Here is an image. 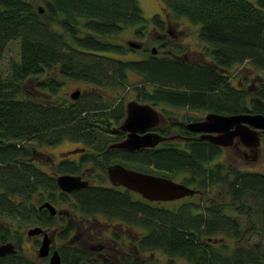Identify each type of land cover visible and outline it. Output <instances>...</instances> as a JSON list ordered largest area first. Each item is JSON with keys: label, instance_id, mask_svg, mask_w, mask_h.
I'll return each mask as SVG.
<instances>
[{"label": "trees", "instance_id": "obj_1", "mask_svg": "<svg viewBox=\"0 0 264 264\" xmlns=\"http://www.w3.org/2000/svg\"><path fill=\"white\" fill-rule=\"evenodd\" d=\"M161 1L165 17L156 13L147 19L139 0H42L40 8L31 0H0V61L8 44L20 41V58L0 74V212L29 224H53L31 202L56 185L33 161L35 149L63 140L109 144L113 125L125 117L121 90L132 89L139 101L166 112L188 107L264 114L263 102H249L250 96L264 99V78L252 93L238 81L231 84L229 73L247 61L264 71V0ZM178 18L199 27L197 36L211 64L186 58L185 47L169 33L170 22ZM125 36L146 41L136 49ZM68 81L85 85L80 98L65 95ZM205 155L204 148L185 154L180 147H163L152 160L141 153L139 170H169L175 178L188 173L193 185L198 178L203 185L206 177H216L221 195L215 204L202 205L201 198L178 205L139 198L136 204L107 187L84 189L77 198L85 212L107 211L123 221L137 216L141 251L160 250L172 261L181 257L190 264H264V238L249 244L243 229L248 220L249 229L259 227L254 234L264 237V173L229 171L220 163L204 166L211 159ZM4 222L0 240L6 242L13 233ZM70 232L66 226L61 238ZM74 250V256L64 253L70 262L87 256L80 247ZM45 260L28 258L18 248L0 257V264Z\"/></svg>", "mask_w": 264, "mask_h": 264}, {"label": "flooded vegetation", "instance_id": "obj_2", "mask_svg": "<svg viewBox=\"0 0 264 264\" xmlns=\"http://www.w3.org/2000/svg\"><path fill=\"white\" fill-rule=\"evenodd\" d=\"M169 33L173 36L175 35V32L171 29H169ZM174 38L177 39L178 37L174 36ZM202 59H206V61L201 62L211 64L210 58L206 56L205 51L204 55H202ZM229 73H231V70ZM241 81H238L240 82V86H246V84L250 82V85L246 87L252 93L257 92L260 89V82H253L250 75L243 78V82ZM75 92H79V94L74 98L72 97V94ZM82 94L83 91L77 89L70 94L69 98L76 100L80 98ZM252 100L264 103V99H260L256 96H250L249 102ZM137 101L143 103L139 100ZM127 103L125 104V117L127 115ZM170 109L187 110L189 113L175 112ZM167 110L168 111L166 112L162 110V108H157L159 113V122L157 125L146 130L148 133H158L168 138V140H164L154 147H144L135 150H130L126 147H111L114 144L122 142L127 137L128 130L122 128L125 120L124 117L120 122L113 125V129L111 131L114 132L108 134L110 135L109 140L111 142L104 147H97L94 145L84 144L83 142L72 141L79 144L53 152H50V150L39 151V148L45 147V149H48L56 146L57 144L35 149L33 161L40 169H42L43 172L46 173V175L50 176V178L56 179V185L54 184L53 186L44 189L42 194L36 197V201H34V205L37 207V210L42 214V216H45L46 219L51 218L52 221H54L53 224H35L33 227H40L43 231L40 234L33 236H29L27 234L28 237L37 238V241L39 242L37 245L38 249L46 233H48L51 237L49 255L42 258L37 255L38 259H46L44 264H50V256L55 251H58V254L60 255L61 264H73V262L74 264H139L141 258L145 261V264H147L145 258L141 257V252L144 253V251H141L139 246L141 227L137 216H133L131 219L127 218V221H123L120 218H110L107 211H83L81 207L82 202L77 198V195L84 189L107 187L114 191L118 190L122 194L125 193L128 196H131L136 204L139 198H143L152 204L159 203L164 205L172 203L178 205L180 202H188V200H190L189 198H196L198 200L201 198L199 201L202 205L206 204L205 202L215 204L216 200L221 195L220 186L218 187L219 183L215 182L216 177H206V181H203V185L200 183V179L198 178L199 185L198 182L193 185L189 184L187 181L188 173H183L182 176L175 178L172 177L171 173L169 174V170H163L162 172L159 171L158 174L151 171H143L169 177L176 182L186 184L198 191L193 195L185 196L173 201H150L134 190L120 184H114L108 174V167L113 164H122L127 169L141 171L139 170L142 162L140 156L141 153L147 152L149 158L152 160L163 147L164 150H170V147H180L185 154L195 152L197 148H204L206 158L211 157L210 160L205 161L204 166H209L210 164L218 165L220 163L229 171L236 168L235 163L238 161V158H240V161L245 165L260 161V149L261 147H264V130L254 128L259 135L260 144L257 148H253L252 146L244 144L238 134L234 136L233 140H227L224 137L223 132L197 131L195 129H191L188 125L205 121L206 116L209 113L230 115L255 114L261 112H254L251 109H247L239 112L223 113L203 109L196 110L188 107L168 108ZM161 115H163L162 120ZM234 130L235 127L230 129V131ZM213 139L226 142L228 144H217L213 142ZM38 153L47 154L45 162H42V160L37 158L36 154ZM152 164L153 165L150 166L151 168L154 167L153 162ZM42 166L49 168L51 171L47 172ZM46 175L45 177H47ZM61 175L80 176L83 181L87 182V186L66 192L60 188L58 184L57 178ZM210 194L217 197H211ZM53 195H56V198H51ZM46 202H49L55 208L56 213L54 215L51 214L47 207L40 209V206ZM63 204H66L68 207L64 209L62 207ZM100 216L104 218L103 222H105V227L102 230L101 227L97 228L94 226V223L101 221L99 218ZM66 226L71 227V232L67 239H63L61 238V232L66 229ZM84 234L85 236H83ZM94 238L103 239V241L99 240L98 245L94 246V250L98 251L97 255H93L94 253L92 250L83 248L85 247V243L88 239L92 240ZM8 241H12L18 251L15 238ZM0 243L5 242L0 240ZM77 247L84 249L85 252H87V256L77 262H70L69 259H71V257L67 258L64 253L68 252L74 256V252L76 251L74 249ZM110 251L112 253H110Z\"/></svg>", "mask_w": 264, "mask_h": 264}, {"label": "water", "instance_id": "obj_3", "mask_svg": "<svg viewBox=\"0 0 264 264\" xmlns=\"http://www.w3.org/2000/svg\"><path fill=\"white\" fill-rule=\"evenodd\" d=\"M128 45L136 49L141 48V44L133 40H130ZM152 51L153 53L157 52L155 48ZM78 94L79 92H75L72 94V97L75 98ZM126 111L127 115L122 128L128 130L127 137L122 142L114 144L111 147H126L130 150H135L144 147H154L160 142L168 140V138L158 133L146 132L147 129L157 125L159 122V113L156 107L148 103L132 100L127 103ZM188 126L197 131L223 132L227 140H233L234 136L238 134L244 144L257 148L260 144V138L255 129L264 130V114L225 115L221 113H209L205 121L192 123ZM233 127H235V130L230 131ZM213 142L228 144L216 139H213ZM108 174L114 184H120L134 190L150 201H173L198 192L188 185L176 182L169 177L127 169L122 164L109 166ZM57 180L60 188L66 192L87 186V182L83 181L80 176L61 175ZM43 207H47L52 215L56 213L55 208L49 202L41 205L40 209ZM42 231L40 227H32L27 230V234L33 236L40 234ZM216 241L215 239L214 242ZM50 243L51 237L46 233L38 249V257L42 258L49 255ZM17 252L12 241L0 243V257L7 254H16ZM50 264H61L58 251L51 254Z\"/></svg>", "mask_w": 264, "mask_h": 264}, {"label": "rangeland", "instance_id": "obj_4", "mask_svg": "<svg viewBox=\"0 0 264 264\" xmlns=\"http://www.w3.org/2000/svg\"><path fill=\"white\" fill-rule=\"evenodd\" d=\"M37 8H40L43 6L42 0H31ZM140 4L142 6L143 9V13L144 16L147 19H150L154 14L159 13V14H163V17H165V13L167 12V10L164 8V4L161 0H139ZM163 8V9H161ZM169 29H171L173 32H175L174 36H177V41L183 46L185 47V52L184 55L186 56V58H189L191 60H198V61H206V59H202V55H204V51H205V45L204 43H202L197 36L198 33V29L199 27L196 26L195 24H192L186 20L183 19H174L173 22H170L169 24ZM125 39H129V40H133V41H137V42H142L145 43L146 40H142L139 38H132L129 36H125ZM149 42V41H147ZM149 45L151 47H157L156 44H153L152 42L149 43ZM132 55H127L126 57H131ZM20 58V41H12L8 44L7 46V50L6 53L3 57V59L0 61V74H7V72L9 71V66H10V62L12 60H17ZM230 75H232L230 77V81L231 84L235 85L237 84V81H241L243 80V78H246L247 76L250 75L251 79H253V82L256 81L260 82L263 78H264V71L263 72H258L255 69L252 68V65L249 61L245 62L243 65L234 67L231 69V73ZM250 85V82H248L246 84V86L248 87ZM31 87H29L30 89ZM85 85L81 82H76V81H68L67 86L64 88V92L66 93L65 95L67 97H70V94L77 90L80 89L82 91H84ZM102 91L106 94L109 93V89L108 88H102ZM256 93V92H254ZM119 97H124V102L125 104L131 100H136V93L134 90L132 89H128V90H121ZM139 100V99H137ZM158 109H161L160 107H157ZM171 111H175V112H187L189 113V111L187 110H172ZM163 118V115H161V120ZM76 144L79 143H75L72 142L70 140H63L62 142L58 143L56 146H53L52 148H48L45 149L44 148H39V151H47L50 150V152L53 151H58V150H63L64 148L67 147H71L74 146ZM43 149V150H42ZM260 153H261V157H260V161L253 163V164H248L245 165L244 163H242L240 161V158H236L238 161L235 163L236 164V168L240 169V170H248V171H255V172H260V173H264V147H261L260 149ZM37 158L39 160H42V162H45L47 154H36ZM234 158V157H232ZM44 168V170H46L47 172H50L51 170L45 166H42ZM210 196H215L213 194H210ZM217 197V196H215ZM51 198H56V195H53ZM34 201H36V198L31 200L32 203H34ZM29 203V207L30 210L32 211V207L30 206L32 203ZM36 203V202H35ZM62 207L64 209H66L68 206L66 204H63ZM23 206H20L18 209L19 211L22 210ZM101 219V221L94 223V226L97 228L101 227V230L105 227V222H103L104 218L102 216L99 217ZM7 222V228L8 230H10V234L13 233V238H15L16 243L18 248L20 249V252L24 255H26L28 258L31 259H37V249H38V244L39 242L37 241V238H31L28 237L27 235V229L30 227H33L34 224H29L27 221L22 220L20 217H15L12 216L10 214H8L7 212H0V222ZM4 222V223H6ZM10 222V223H9ZM102 222V223H101ZM249 224H251L248 220L245 221L244 227L243 229L247 232L246 236H245V240L247 243H253V242H257L259 240H263L264 237H260L258 238V234H254L256 233V231H259V227H257V229H249ZM256 224V223H255ZM116 228V227H115ZM252 230V231H251ZM1 231V230H0ZM85 236V234L83 235ZM99 240H102V238L100 239H88L85 243V247L83 248H87L93 251V255H97L98 251L94 250V246L98 245ZM245 242V243H246ZM235 244V242H232L231 244ZM77 246H79L78 244H76ZM110 253H112L110 251ZM102 255V254H100ZM141 257L145 258V260L147 261V264H190L186 259L184 258H176V260H171V258L166 255L163 251L160 250H156V251H145L144 253L141 252ZM38 264H44V263H38Z\"/></svg>", "mask_w": 264, "mask_h": 264}]
</instances>
